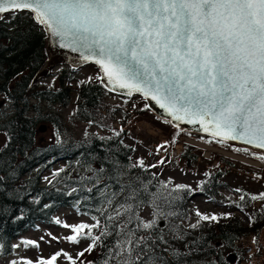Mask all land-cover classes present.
<instances>
[{
    "label": "snow or ice",
    "instance_id": "6c2138e0",
    "mask_svg": "<svg viewBox=\"0 0 264 264\" xmlns=\"http://www.w3.org/2000/svg\"><path fill=\"white\" fill-rule=\"evenodd\" d=\"M9 11L30 12L34 20L59 38L61 47L80 52L84 60L94 57L104 74L98 77L101 82L107 77L109 84L128 89V95L133 91L143 93L161 109L168 110L175 120L182 119L181 113L198 117L203 130L209 131L210 126L213 136L222 134L223 140L241 139L264 149V0H0V19ZM3 134V147L7 148L13 136L9 132ZM162 148L163 144L158 146V150ZM108 159L104 157L105 163ZM138 167L144 168L143 160L130 168L118 160H113L107 170L104 164L89 168L96 173L95 180L88 178L93 187L107 181L101 195L109 208L115 207V216L109 215L107 220H125L110 229L106 227L95 237L87 232L86 238H91V242L78 256L83 257L114 232L117 239L109 252L121 257L120 264H189L188 258L202 251L203 246L192 241V247L186 245L181 251L169 244L159 229L162 219L176 214L164 209L181 199L180 190L188 186L177 184L170 189L162 184L155 192H149L148 183L141 176L128 175V171ZM12 179L4 170L0 188L9 187L6 180ZM112 181L117 189L108 191ZM85 190L93 192V188ZM121 195L123 200L116 201ZM261 198L264 193L252 197ZM240 199L244 200V196ZM144 203L154 209L153 218L147 221L137 214ZM196 215L204 221L218 220L215 214L197 211ZM200 220L189 227H199ZM98 224L99 221L64 227L93 229ZM140 230L144 234H138ZM170 231L174 232V239L183 238L178 226H171ZM24 243L37 245L34 240ZM60 255L56 252L47 259L41 257L35 264H53ZM22 261L34 264L30 259ZM10 264L17 262L12 260ZM206 264L215 261L208 260Z\"/></svg>",
    "mask_w": 264,
    "mask_h": 264
},
{
    "label": "trees",
    "instance_id": "16d2710c",
    "mask_svg": "<svg viewBox=\"0 0 264 264\" xmlns=\"http://www.w3.org/2000/svg\"><path fill=\"white\" fill-rule=\"evenodd\" d=\"M49 56L46 32L30 12H10L3 16L0 20V102L5 103L6 111L3 107L0 109V132H9L13 139L7 148H0V174L6 170L13 179L6 180L9 187L0 188V207L3 208L0 212V244L3 245L0 248V260L15 251L12 246L25 234L41 225L57 224L56 215L63 208L92 220L80 224L91 225L99 221L93 229L76 228L77 242L85 239L89 244L91 238H86L87 232L90 231L95 237L106 227L110 229L113 224H123L125 217L107 220V216H115V207L109 208L101 195L107 181L102 180L98 187H93L88 178L95 180L96 173L89 171V168L96 169L104 164L107 170L113 160L130 168L135 163V147L126 140L131 134V120L152 113L149 107H145L146 104L132 111L125 110L124 105L107 108L105 99L110 91L99 82V76L80 78L75 69L66 65L59 66L53 72L51 84L33 83ZM119 96L125 100L132 99ZM71 106L72 121L96 125L108 133L89 132L84 137L75 136L61 141L60 138L70 130L64 109ZM120 117L123 126L114 128L112 122L120 120ZM44 123L52 126L55 140L44 142L39 137L40 127L44 126L41 124ZM116 132L120 133L119 136L115 135ZM172 134L175 141L184 135H191L220 143L225 148L251 157L261 159L264 156L249 149L247 152L237 151L245 148L180 128H173ZM105 156L109 158L106 163ZM179 160H184L187 168L205 161L203 152L189 143H185ZM179 160L173 163L178 165L181 162ZM216 160L215 164L209 162L199 186L180 190L181 199L172 207L164 209L176 214L162 219L159 224L160 231L173 247L184 251L186 245L193 246L192 241L197 242L196 246H203L202 251L188 258L189 264H206L208 260H214L215 264H242L244 250L236 245V240L248 233H254L257 238L263 235L264 198L254 200L252 197L264 193V185L254 191L246 185L229 183L225 177L234 172L231 165L235 163L222 155H217ZM60 169L64 171H58ZM128 175L141 176L148 183L149 192H155L160 185L167 184L156 167L144 165V168L131 169ZM86 188H93V192L88 193ZM73 189L76 191L73 192ZM116 189L115 181L109 182L108 191ZM199 196L223 209L227 208L225 217L216 215L217 221L200 220L191 207L192 199ZM241 196H244V200L240 199ZM122 200V195L116 197V201ZM256 201L260 202L258 206H254ZM146 209H150L152 216L154 209L148 203H144L137 211L138 216L145 221ZM235 210L243 213L249 223L245 224L241 215L234 213ZM193 218L200 220L199 227L195 229L189 227L197 222L192 223ZM171 226H178L179 232L183 233L182 239L173 238ZM138 234L142 235L144 231L140 230ZM116 239L114 232L104 237L93 250L86 252L78 264H88L89 261L93 264H105V261L108 264H120L121 257L110 255L109 252L114 248ZM262 250L263 245L260 244L257 255L250 256L247 264H255V258L261 255Z\"/></svg>",
    "mask_w": 264,
    "mask_h": 264
},
{
    "label": "rangeland",
    "instance_id": "374dc122",
    "mask_svg": "<svg viewBox=\"0 0 264 264\" xmlns=\"http://www.w3.org/2000/svg\"><path fill=\"white\" fill-rule=\"evenodd\" d=\"M56 67H54L49 74L45 77V79L41 82V85H49L51 81L54 79L53 72ZM77 74L80 78H91L92 75L99 74V68L95 64H88L85 67L78 69ZM97 78V77H96ZM126 101L121 96L117 95L110 91L105 99V104L107 108H111L113 106H119L125 104ZM135 107L144 105V98L141 96H133L132 100ZM3 107L4 111H6V105L2 101L0 102V109ZM73 107H68L64 109V114L67 116L69 120L70 130L67 131L66 135L61 137V141H66L67 139H72L73 137H81L85 136V133L89 132H97L101 134L108 133L106 130L102 128H98L97 126H87L85 123L81 121L71 120V113ZM106 113V110L104 111ZM166 120L161 119L155 113H149L139 118H133L130 124V137L126 139L129 143H132L135 147V153L133 155V160L137 163L139 160H143L145 166L156 165V170L162 175L165 179L168 187L173 188L177 184H183L186 186H191L196 188L199 186L201 179L206 171V167L209 166V162L200 161L199 164H193L190 168L185 166L184 160L181 161L178 165L172 164L169 160H165V158L156 159V152L158 150V146L162 145L168 138L172 136L174 125L171 123H165ZM123 121L115 120L112 122L114 128H119L123 126ZM41 125H45L46 130L39 132V137L44 142L53 141L56 139L54 130L51 125L44 123ZM40 125V126H41ZM5 143V136L0 132V148ZM160 143V144H159ZM159 144V145H158ZM180 145L176 147L175 151L172 154H175L179 151ZM161 160H165L163 163H160ZM163 164V165H162ZM48 173H46V176ZM225 180L231 184H235L237 186L246 185L251 190L257 191L264 185L261 181H254L249 178L243 176L242 173L233 172L228 174L225 177ZM196 209L201 210L203 214L211 216L213 210L216 212H221V210L217 207H214L215 204L210 202H205V200L201 197L193 201ZM222 209V208H221ZM224 210V209H223ZM227 211V208L225 209ZM226 212L220 213V216L225 217ZM146 220L152 219L150 209H146L144 213ZM58 224L54 225H43L40 226L36 230H32L29 233L23 236L24 240H34L37 242V245H26L23 239H19L15 241L16 245H19L14 251L13 254L3 258L0 260V264H10V261L15 260L17 264H23L22 258L30 259L35 262L40 260L41 257L47 259L51 257L54 253L60 252L61 255L56 258V261L53 264H78L84 257H79L78 253L82 252L85 248H87L88 241L85 239H81L80 241L68 240L66 239L68 236L76 237L75 229L64 227L67 225H79L81 222H92L91 218L86 216H80L75 213L73 210L64 208L60 210L57 215ZM243 220L248 223V219L246 216H241ZM262 240L264 241V229L262 230ZM64 253H67L68 256H65ZM71 257V259H69ZM255 264H264V252L261 253L260 256H256Z\"/></svg>",
    "mask_w": 264,
    "mask_h": 264
},
{
    "label": "water",
    "instance_id": "95a60500",
    "mask_svg": "<svg viewBox=\"0 0 264 264\" xmlns=\"http://www.w3.org/2000/svg\"><path fill=\"white\" fill-rule=\"evenodd\" d=\"M9 12H11V11H9ZM9 12H6V13H9ZM6 13H4V14H6ZM4 14H3V16H4ZM0 20H2V19H0ZM40 25L44 28L46 35H47L48 51L50 53V57L48 58V60L44 64V66L36 74V76L34 78V82L39 80L41 77L47 76L49 74V72L54 67H58L60 65H68V66L73 67V68H81V67H83L89 63H95L94 57H90L88 60H84V59H82L80 52L74 51L71 47H61L60 46L61 42H60L59 38L51 35L44 25H42V24H40ZM95 64L99 67V65L97 63H95ZM99 69H100V67H99ZM100 72H101V76H103L104 74L102 73L101 69H100ZM102 84L111 91L128 95V91H129L128 89H122V88H119L118 86H114L113 84H109L107 81V77H105ZM135 94H139V95L143 96L148 101L151 109H153L161 117L170 119L174 125H176L180 128H183L185 130L191 131V132L213 136L212 135V129L210 126H209V131L203 130V128L201 127V122H200L198 117H188V116H184L183 113H181L180 115L182 116V119L181 120H175L171 115L168 114V110L161 109L157 105V103L155 101H153L151 98L146 97L143 93H136L134 91L132 92L131 95H135ZM189 119L195 120L196 122L195 123H189L188 122ZM213 137L222 139V134L219 137L218 136H213ZM225 141L236 143L239 145H243V146L250 147V148H253L255 150L264 152V149L258 148L254 144L245 143L244 140H241V139L225 140Z\"/></svg>",
    "mask_w": 264,
    "mask_h": 264
},
{
    "label": "built area",
    "instance_id": "2783aa9c",
    "mask_svg": "<svg viewBox=\"0 0 264 264\" xmlns=\"http://www.w3.org/2000/svg\"><path fill=\"white\" fill-rule=\"evenodd\" d=\"M248 241H249V240H248ZM249 243H250V244L252 243L251 239H250ZM252 250H253V248L250 247V248L248 249V252H251Z\"/></svg>",
    "mask_w": 264,
    "mask_h": 264
}]
</instances>
